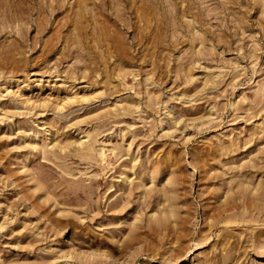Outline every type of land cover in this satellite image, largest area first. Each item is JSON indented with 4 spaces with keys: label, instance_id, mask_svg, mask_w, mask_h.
<instances>
[{
    "label": "rangeland",
    "instance_id": "374dc122",
    "mask_svg": "<svg viewBox=\"0 0 264 264\" xmlns=\"http://www.w3.org/2000/svg\"><path fill=\"white\" fill-rule=\"evenodd\" d=\"M263 205L264 0H0V264H264Z\"/></svg>",
    "mask_w": 264,
    "mask_h": 264
},
{
    "label": "bare ground",
    "instance_id": "6f19581e",
    "mask_svg": "<svg viewBox=\"0 0 264 264\" xmlns=\"http://www.w3.org/2000/svg\"><path fill=\"white\" fill-rule=\"evenodd\" d=\"M102 155V154H101ZM154 178V177H153ZM256 197V196H255ZM242 204V203H241ZM231 206H232V204H231ZM239 206V205H238ZM264 206V205H263ZM244 207V206H243ZM233 208H234V206H233ZM261 208V207H260ZM230 209V208H229ZM249 209V208H248ZM262 209H264V208H262ZM257 212H258V210H257ZM259 212H261V210L259 211ZM259 217V216H258ZM228 219V218H227ZM242 219H243V217H242ZM248 219V218H247ZM250 220V219H249ZM228 221H230V219L229 220H227V222ZM241 222H242V220H240ZM239 221V222H240ZM245 221H246V219H245ZM245 221H243V222H245ZM236 222H237V220H236ZM259 232V231H258ZM260 234V233H259ZM257 236V235H256ZM264 236V235H263ZM255 242V241H254ZM259 243V242H258ZM262 243V242H261ZM263 243H264V240H263ZM261 248V247H260ZM263 249V248H262ZM262 257H264V252L262 253Z\"/></svg>",
    "mask_w": 264,
    "mask_h": 264
}]
</instances>
